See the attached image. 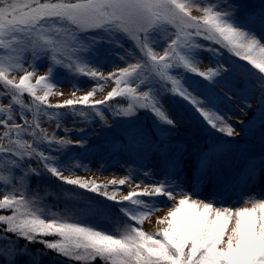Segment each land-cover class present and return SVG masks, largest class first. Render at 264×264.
<instances>
[{
    "label": "snow or ice",
    "instance_id": "1",
    "mask_svg": "<svg viewBox=\"0 0 264 264\" xmlns=\"http://www.w3.org/2000/svg\"><path fill=\"white\" fill-rule=\"evenodd\" d=\"M240 9V0H0V173H6L0 174L2 231L17 240L43 243L57 255L84 264H264V197H249L251 206H236L228 203L231 196L226 191L201 198L194 194L195 189L187 191L177 184L175 178L151 183L135 180L134 170L108 184L64 175L59 153L67 148H86L89 140L71 136L49 139L46 153L38 143L47 138L46 132L38 120L29 119L33 108L39 112L41 105L74 110L82 106L97 109L99 119L90 125L98 121L100 127H110L114 118H132L147 111L159 125L175 128L176 121L161 99L167 94L189 103L216 132L225 137L239 136L230 122L232 116L220 115L208 106L185 85L184 74L198 76L217 87L230 73L232 83L243 87L248 82L246 77L255 70L256 103L259 106L264 102V41L255 31L233 23ZM249 23L264 27V10L250 15ZM125 41L131 44L132 51L124 47ZM105 45L107 52L102 51ZM108 55L116 56L124 66H115L105 75L100 64ZM225 55L238 63L243 61L242 67L249 71L228 64ZM42 60L47 61V74L37 75L34 64ZM60 69L89 78L94 82L92 90L77 96L74 86L73 98L49 104L51 95H63L52 91L61 87L52 79ZM12 73H16L18 82ZM108 81L114 86L102 99H93ZM220 90L228 94L223 86ZM20 94H27L31 101L20 100ZM120 97L134 103L127 108H115L109 103ZM242 103L245 108L253 107L247 100ZM16 105L22 110L17 112ZM101 106L106 107L98 110ZM158 139L161 148L171 142L168 136ZM123 147V141H111L107 150L120 151ZM184 151L177 149L179 155L171 158L173 176L184 168ZM223 155V151L215 150L201 158L197 178L200 185L207 187L211 183L214 162ZM33 162L38 166L32 167ZM100 163L101 168L105 167ZM41 166L60 184L99 195L117 205L115 211L123 224L119 234L80 222H62L55 216L41 218L33 201L18 191V185L41 175ZM76 167L91 170L90 163ZM141 175L151 179V169L142 170ZM126 184L134 187L119 199L116 191H107L110 185L122 190ZM159 198L165 203L161 204ZM86 207L93 214L103 211ZM164 207L166 213L154 221L157 231L144 230L145 221ZM50 235L59 239H38ZM0 241L12 244L7 237H0ZM30 251L15 243L0 249V258L4 264H15L17 256H28ZM24 264L37 262L30 258Z\"/></svg>",
    "mask_w": 264,
    "mask_h": 264
},
{
    "label": "rangeland",
    "instance_id": "2",
    "mask_svg": "<svg viewBox=\"0 0 264 264\" xmlns=\"http://www.w3.org/2000/svg\"><path fill=\"white\" fill-rule=\"evenodd\" d=\"M241 9L239 14L233 19V23L241 28L255 31L258 38L264 41V27L258 24L249 23V18L242 19V13L250 15H259L261 9L264 8V0H240ZM256 9V10H254ZM258 9V10H257ZM124 47L128 51H132L131 44L128 41L124 42ZM102 51L107 52L108 46H102ZM119 51V49H117ZM123 53V49H121ZM228 64L240 68L244 72L242 65L243 61L239 63L233 57L225 55L223 57ZM98 62V61H97ZM131 62V61H129ZM95 63V61H93ZM207 63V54H205L204 64ZM47 61H39L34 64L37 75H46ZM115 66H124L116 56L108 55L105 62L100 64L101 70L105 75L112 71ZM27 68V65H24ZM32 70V69H29ZM254 73L247 76V84L240 86L232 83L231 74H226L225 77L218 82L217 87H211L206 82L202 81L198 76L185 73L184 83L191 87L196 94L200 95L208 106L217 111L220 115L232 116L230 121L233 126L240 133L237 137H225L221 133L216 132L210 128L195 109L185 100L178 96L164 95L161 97L165 109L168 111L172 119L176 121L175 128H169L167 125H159L158 121L153 115L147 111H140L132 118H114L110 127H100L99 122L95 121L90 125L94 118V112H88L86 108L77 106L70 112H59L58 110H51L54 107L40 106V111L37 112L35 108L29 113V119L35 122L38 120L42 128L46 132V139L39 142L41 148L47 153V143L49 139H60L62 137L71 136V138L81 139L87 138L89 143L86 152H80L72 155L66 159V153H70L73 148H67L59 153V164L64 171V175L75 177L79 175L88 180H94L98 184H108L109 181L116 179H123L131 174L134 170L136 173L133 177L135 180H143L145 183H151L152 180H165L175 178L177 184L182 185L187 191L195 189L196 195L201 198H212L220 195L222 192H228L231 196L228 203H235L236 206H251L249 197L255 199L257 197H264V102L258 106L256 103L255 81L257 79ZM20 74H23L22 70ZM18 82L16 73L11 74ZM53 82L59 84L61 87L53 88V93L61 92L63 95H51L49 97V104L55 105L62 103L63 100L73 98L72 92L76 90V95H83L87 91L92 90L94 82L89 78L79 75L74 76L65 69H60L53 74ZM35 82L34 80L32 81ZM104 83V82H101ZM113 83L108 81L104 84V90H97L93 99H102L107 91L113 87ZM134 86V85H133ZM223 86L224 91L220 90ZM2 87V85H0ZM42 87V86H41ZM39 94H42L40 92ZM27 97L29 100L24 99ZM20 100L25 102L31 101V97L27 94H20ZM126 100V106H115V108H127L129 103L134 101L129 100L128 97L115 98ZM114 99V100H115ZM113 100V101H114ZM247 100L252 103V108H245L243 101ZM110 101V102H113ZM8 101L5 100L4 103ZM106 107V106H105ZM244 112H241V109ZM17 112L21 111L20 105H16ZM101 107L98 110H103ZM97 110V109H96ZM83 112L84 115H80ZM60 117H63L60 119ZM240 120L241 123L236 121ZM147 123V126L145 125ZM76 125V130H73V125ZM59 125V131L57 127ZM85 128L83 132L80 129ZM37 131H40L37 129ZM159 136H170L171 142L165 144L162 148L153 141V132ZM132 132L139 134L141 143L139 146H134L130 152L125 151L124 148L116 151L112 157L103 158L98 152L95 143L101 138L117 135L119 133ZM208 138L210 141H217L223 143H230L223 151L224 155L218 161H215L214 174L211 183L204 187L198 182L199 169L197 160L198 152L202 150L203 139ZM15 139V137H13ZM23 140V137H21ZM183 148L185 165L182 171L172 172L173 161L172 157L178 156L177 149ZM55 152V149H53ZM209 151V150H207ZM79 156V158H77ZM207 157L203 154L200 156ZM102 162L105 167L101 168ZM80 163H90L91 170L85 171L83 168H77L76 165ZM38 165L33 162L32 167ZM0 168H3V162L0 161ZM75 169V171H73ZM144 169H151V179L141 175ZM47 172L41 166V175ZM6 174V173H0ZM40 176V175H39ZM33 177V176H32ZM31 177V178H32ZM37 177V176H35ZM30 178V179H31ZM251 178V181H250ZM30 179L24 182L23 186L18 185V191L23 193L29 187ZM2 184V182H0ZM133 184H126L122 190H118V186H109L107 191L109 193L116 191L117 199L127 191L132 190ZM103 190V189H102ZM244 201H249L245 203ZM159 202L164 204L163 198H159ZM167 207L152 214L150 219L146 220L143 228L146 231H157V226L154 221L156 217L162 216L166 213Z\"/></svg>",
    "mask_w": 264,
    "mask_h": 264
},
{
    "label": "trees",
    "instance_id": "3",
    "mask_svg": "<svg viewBox=\"0 0 264 264\" xmlns=\"http://www.w3.org/2000/svg\"><path fill=\"white\" fill-rule=\"evenodd\" d=\"M256 10V9H254ZM258 10V9H257ZM261 10H264L262 8ZM249 14V13H248ZM248 14L242 13L240 17L242 19L249 18ZM24 99L29 100L27 97ZM115 106H126V100L115 99L113 102H109ZM105 107V106H101ZM51 110L62 112H70V108H51ZM88 112L96 113V109L86 108ZM97 120L98 116L94 114L93 116ZM147 126V123L145 124ZM153 132V141L159 145V139L163 136H159L157 133ZM171 135H169L170 137ZM203 145L202 150L198 152L197 160L200 161V156L205 154L207 157L210 153L215 150H224L230 143H223L217 141H210L207 137L202 138ZM111 141H123L124 150L130 152L134 146H139L141 143V137L139 134L132 132H125L124 134H117L113 136H108L101 138L95 143L98 148V152L101 157L109 158L112 157L116 151H108V143ZM209 150V151H207ZM87 148H73L70 153L65 154V158L68 159L74 154L80 152H86ZM25 196L33 201V207L41 218L44 216L57 217L61 219L62 222H80L85 226H94L106 232H111L119 234L120 229L123 224L120 222V218L115 209L118 207L110 201L104 200L101 196L80 190L74 186L62 185L58 180L48 172H44L43 175L33 176L30 179L29 187L24 192ZM90 205L95 209H103L102 213L93 214L88 211L86 206ZM3 222H0V237H7V239L12 241V244L0 241V249H8L15 243H19L22 247L30 249L28 256H17L15 264H24L25 260L34 259L37 264H84V262H76L73 258H66L63 255H57L54 251L45 248L43 243H28L24 239H19L15 236H9L2 231ZM38 239H46L49 241H55L59 239L54 235L48 237H38ZM33 253H39L36 256H32ZM0 264H4L2 258H0Z\"/></svg>",
    "mask_w": 264,
    "mask_h": 264
}]
</instances>
